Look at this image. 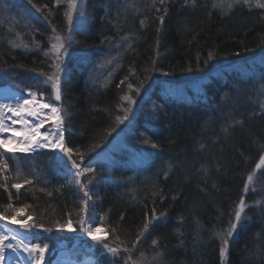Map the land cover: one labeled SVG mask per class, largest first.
I'll return each mask as SVG.
<instances>
[{"label":"trees","instance_id":"obj_1","mask_svg":"<svg viewBox=\"0 0 264 264\" xmlns=\"http://www.w3.org/2000/svg\"><path fill=\"white\" fill-rule=\"evenodd\" d=\"M6 2L18 5L32 24L26 37L30 49L10 50L7 38L0 44V87L12 81L20 90H39L51 100L52 90L42 88L45 77L39 73L53 71L44 51L52 26L66 28L67 4L32 0L41 8L37 12L29 0H0V6ZM212 5L213 0H195L194 5L191 0H165L163 5L145 0L146 12L113 22L103 0H86L84 26L71 33L74 43L61 73L59 107L65 145L78 150L73 160L95 169L88 186L89 216L100 223L103 218L105 229L115 227L117 232H102L100 243L78 236V217L85 216L79 212L83 192L69 183L71 162L57 165L50 159L54 152H37L41 176L15 179L12 155L4 153L9 179L0 176V185L6 183L9 191L0 187V205H7L11 195L14 207L29 205L26 214L53 229L35 237L34 243H48L52 250L59 243L88 248L83 257L90 256L93 264H125L124 259L114 262L102 244L131 248L155 211L159 219L149 225L128 264L140 260L141 253L146 258L141 264H221V239L216 234L228 229L247 177L264 154V111L252 94L233 92L238 82L261 78L264 84V9L256 8L253 0L252 7L235 6L223 15ZM123 33L132 38L117 71L105 86H89L87 64ZM140 81L144 83L139 95L129 91L128 84L135 89ZM126 93L136 103L129 119L117 125L115 117L123 115L120 106L127 107L120 99ZM93 145L99 147L93 151ZM134 159L147 179L128 193L122 183L133 171ZM91 176L85 174L82 182ZM25 180L32 183L24 184ZM263 181L264 177V187ZM14 182L23 187L17 191L11 187ZM246 214L229 238L224 264H264L263 208ZM69 219L73 231L55 232L58 222ZM157 251L162 256L153 261ZM120 255L129 256L123 251Z\"/></svg>","mask_w":264,"mask_h":264},{"label":"snow or ice","instance_id":"obj_2","mask_svg":"<svg viewBox=\"0 0 264 264\" xmlns=\"http://www.w3.org/2000/svg\"><path fill=\"white\" fill-rule=\"evenodd\" d=\"M159 2L163 5L165 0H159ZM188 2L189 0H185L186 4ZM191 2L193 5L195 4V0H191ZM29 3L32 4V7L35 8L37 12H41V8L32 3V0H29ZM56 3L67 4V8L64 12L66 28L58 30L54 25L52 26V35L49 37V47L44 51V55L51 59L52 63L49 66L53 71L47 74L40 72L39 75L45 77V84L50 83L52 94H54L56 101H60L62 99L61 73L65 71L64 57L69 54V49L74 43L71 33L84 26L83 18L86 16V13L84 9L80 7L78 0H56ZM239 5L252 7L253 0H213L212 6L213 8H219L223 15H227L229 11ZM254 6L264 9V3H262L261 0H254ZM44 7H47V5ZM156 10L160 11V9ZM166 11L167 9L165 8V12ZM74 13L76 14L75 16ZM160 20L163 22V16L160 17ZM141 23L143 24V21H141ZM65 32H67L68 35H65ZM13 47H17V45L13 44ZM24 47H27V45H24ZM37 48H39V44H37ZM208 59H213L211 53ZM153 65H155V58H153ZM165 74L167 75V73ZM146 79L147 77H145V80ZM120 83L123 84L124 81ZM143 83L144 81H140V84L135 89H133L131 84H128L127 87L129 91H134L136 95H139ZM38 95L42 96L43 93H40L39 90H29L27 95L15 94L13 98L6 96L4 98L5 102H0V176H3L5 181L9 179L5 174L8 169L7 160L9 158L5 157L3 155L4 153H31L39 149L58 151L63 155H56L50 159H53L57 165H63L64 157L71 162L72 168L76 171L73 173L74 180H69V183L74 182L79 186L80 191L83 192L79 212L86 214L88 212L89 201L92 200L88 186L93 182L95 169L91 165L81 167V164L73 160V152H78V150L71 149L65 145L63 109L47 102L38 103ZM120 99L127 103V107L120 106L123 115H117L115 117V123L117 125L123 124L129 119V115L132 113V105L136 103V100L127 93L122 95ZM262 108H264V105H262ZM45 109L49 111L45 112ZM8 113L11 115H7ZM28 117H32L33 119L29 120ZM51 120L56 122L53 126L55 130L48 129L41 132V128H43L45 123ZM17 125H19V127H16ZM107 134L111 135V131ZM145 142L149 143L152 148L158 147V145L152 143L151 140H146ZM9 145H11V147H9ZM96 147H99V145H93L91 150L94 151ZM12 158L18 159L14 155ZM79 158L83 161L84 154L79 153ZM261 161L264 162V156L261 157ZM259 167L260 165L258 164L257 168ZM87 173H92V176L82 182L81 177L85 176ZM17 176L19 177V173H17ZM247 180L248 182L244 186L245 192L249 190V184L253 182V176L249 175ZM31 183V180L24 181V184ZM0 187H3L5 191H9L6 183L0 185ZM11 187L19 191L23 185L19 182H14ZM254 190L253 188V191ZM49 195H51V193H49ZM257 203H259V201H257ZM28 207L30 206L24 205L23 207H14L11 195L9 196V203L7 205H0V208L4 209L0 211V222H3L0 224V264H46V254L49 252L50 246L48 243H33L32 240L35 237L32 230L39 228L44 232L51 233L53 229L51 227H45L43 224H37L33 215L26 214V209ZM246 207L249 206L242 197L234 210V219L229 222V227L226 232L216 234L217 237L221 239V247L219 249L221 264H224L226 251L229 246V238L233 236L238 226H241L248 218L245 212ZM164 215V213H160L161 217ZM21 216H25V218L21 219ZM157 219H159V217L155 211H153L151 219L146 220L142 229L137 233L136 241L132 243L131 248L123 243H103L102 246L111 254L114 258V262L119 259H124L125 264H128V260L131 257L132 251L136 249L137 243L140 241L143 234L149 230V225L152 221ZM29 221L32 222L30 223ZM73 223L74 222L69 219L66 223L58 222L55 227L57 231H73ZM78 223L80 224L81 232L85 233L89 239L98 243H100V241L97 240L95 235L96 232H105L106 235L109 232L113 234L117 232L115 227L106 230L103 226V218L101 220V225L96 226L94 222L87 220L84 215H80L78 217ZM11 224H18L20 231L8 227V225ZM115 239L119 240L120 237L116 235ZM156 244L157 241L153 240V245ZM121 251L128 253L129 256L122 257L120 255ZM161 256L162 253L157 251L152 259L153 261H157ZM145 259L144 254L141 253L140 260L134 261V264H141Z\"/></svg>","mask_w":264,"mask_h":264},{"label":"rangeland","instance_id":"obj_3","mask_svg":"<svg viewBox=\"0 0 264 264\" xmlns=\"http://www.w3.org/2000/svg\"><path fill=\"white\" fill-rule=\"evenodd\" d=\"M78 2L80 7L85 11L86 0H78ZM144 2L145 0H103V4H105V12L108 14V16L110 15L109 18H112L113 22L124 19L126 16H130L131 14L146 12L145 9L142 8ZM75 15L76 14L74 13V16ZM83 19L85 23V17ZM31 24V18L22 9H20L18 5L6 2L3 4V6H0V44H3L4 39L7 38L8 44L6 45L10 50L16 48L30 49V43L27 42L26 37L30 31L29 28H31ZM119 37L104 50L99 51L97 56L87 64L86 80L89 86L95 88L105 86L117 71L120 57L129 47L132 36H130L129 33H123ZM13 44L17 45V47H13ZM24 45H27V47H24ZM68 56L69 54L64 57V63ZM6 85L12 87L14 90L25 91L18 89V87H16L12 81H7ZM47 86H49L51 89L50 83H42V88ZM233 89L235 94L239 93L241 90L244 93L252 94V97L256 103L260 105L262 111H264V108H262V105H264V84L261 78L238 82L234 85ZM43 95L44 99H46L45 94ZM9 154H11L12 157L14 155L16 158H18H12L15 167V179H20L23 176H41L37 162L39 159L36 153L28 154L19 152V154L26 155L23 158L19 155H16V153ZM258 164L260 165L259 168H257ZM257 165L249 174L253 176V182L249 184V190L247 192L244 190L242 194L245 203L249 206L246 207L245 212L248 209H252L253 211L258 207H262L264 211V200H262L264 198V187L262 186V180L264 177V162L261 161V158ZM132 168L133 171L127 176V178H125L122 183L124 191L128 193L131 190V187H133L136 183L145 181L147 179L145 172H142L141 168L139 167V162L137 159L133 160ZM71 169L72 170H70V173L72 175V180H74L73 173L76 170L73 168ZM17 173H19V177L17 176ZM246 182H248V180ZM253 188L255 189L254 191ZM257 201H259V203H257ZM85 218L94 222L96 226L101 225L99 220H91L88 212L85 214ZM11 227L19 231L18 224H11ZM32 231L34 237L45 235V232L38 228L33 229ZM55 232H57L56 229ZM77 234L80 237L89 239V237L85 233L81 232V230H79ZM95 235L97 240L103 239L105 237L102 232H96ZM32 242L34 243V239ZM85 250L90 249H80L67 246L64 243H59L55 250L50 249L46 254V264H58L63 260L62 258H65L67 264H93L94 261L90 256L83 257V254L86 252Z\"/></svg>","mask_w":264,"mask_h":264},{"label":"water","instance_id":"obj_4","mask_svg":"<svg viewBox=\"0 0 264 264\" xmlns=\"http://www.w3.org/2000/svg\"><path fill=\"white\" fill-rule=\"evenodd\" d=\"M28 91L29 90H25V91L21 92V91H18V90H14L10 86L5 85V86H1L0 87V98L4 100V98L6 96L9 97V98H13L15 94L27 95ZM31 91H34V90H31ZM37 100H38V103L47 102V103H50V104H53V105H57L58 107H59V104H60V101H56L54 94H53L52 100H50V101H46L44 99V96L43 95L42 96L38 95ZM44 111L45 112H48L49 110L48 109H45ZM55 123L56 122L54 120L47 121L45 123V125L43 126L44 129L41 128V132H44V131H46L48 129L54 130V127L53 126H54ZM9 146H11V145H9ZM40 151H53V150H49V149H39V150H37L35 152H31V153H36V152H40ZM53 152L56 155H60V156L63 155L62 153H59L57 151H53ZM20 153H22V152H20ZM31 153H28V154H31ZM63 159H64V161H67V158L66 157H64Z\"/></svg>","mask_w":264,"mask_h":264},{"label":"bare ground","instance_id":"obj_5","mask_svg":"<svg viewBox=\"0 0 264 264\" xmlns=\"http://www.w3.org/2000/svg\"><path fill=\"white\" fill-rule=\"evenodd\" d=\"M28 90H30V89H28ZM34 91H37V90H34ZM44 96V95H43ZM52 97H53V94H52ZM46 101H50V100H47V99H45ZM52 100V99H51ZM0 102H5V100H3V99H1L0 98ZM7 115H11L10 113H8ZM13 119H15V118H13ZM28 119L29 120H31V119H33L32 117H28ZM16 127H19V125H17ZM42 129H44V127L42 128ZM55 130V129H54ZM53 130V131H54ZM5 135H7V134H5ZM9 147H11V146H9ZM58 152V151H57ZM3 222H0V224H2ZM8 227H10V228H12L11 227V225H8ZM19 231H20V229H19ZM23 255V254H22ZM63 260L61 261V262H59L58 264H67L66 263V260H65V258H62Z\"/></svg>","mask_w":264,"mask_h":264}]
</instances>
